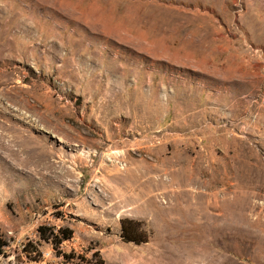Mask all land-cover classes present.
<instances>
[{
  "label": "rangeland",
  "instance_id": "1",
  "mask_svg": "<svg viewBox=\"0 0 264 264\" xmlns=\"http://www.w3.org/2000/svg\"><path fill=\"white\" fill-rule=\"evenodd\" d=\"M0 238V264H264V0H0Z\"/></svg>",
  "mask_w": 264,
  "mask_h": 264
},
{
  "label": "trees",
  "instance_id": "2",
  "mask_svg": "<svg viewBox=\"0 0 264 264\" xmlns=\"http://www.w3.org/2000/svg\"><path fill=\"white\" fill-rule=\"evenodd\" d=\"M119 225V236L122 241L131 242L134 245H139L146 242V232L140 229V224L138 222L122 219L119 221ZM38 232L41 239L44 241L49 240L52 246H58L62 241L70 238V232L67 229H58L56 233H52V231L47 228L39 227ZM4 246L5 241L0 238V254Z\"/></svg>",
  "mask_w": 264,
  "mask_h": 264
},
{
  "label": "bare ground",
  "instance_id": "3",
  "mask_svg": "<svg viewBox=\"0 0 264 264\" xmlns=\"http://www.w3.org/2000/svg\"><path fill=\"white\" fill-rule=\"evenodd\" d=\"M127 175H128V173H127ZM129 177H131V176L129 175ZM126 192H127V196H126L125 203H126V205H128L129 203H133L135 201L134 196H133V191H132V185H131L130 181H128V185L126 186Z\"/></svg>",
  "mask_w": 264,
  "mask_h": 264
}]
</instances>
